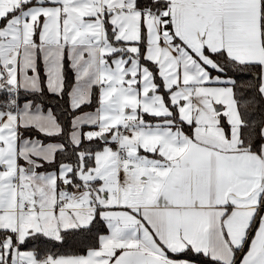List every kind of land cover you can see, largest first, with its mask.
Segmentation results:
<instances>
[{
  "label": "snow or ice",
  "instance_id": "1",
  "mask_svg": "<svg viewBox=\"0 0 264 264\" xmlns=\"http://www.w3.org/2000/svg\"><path fill=\"white\" fill-rule=\"evenodd\" d=\"M0 264H264V0H0Z\"/></svg>",
  "mask_w": 264,
  "mask_h": 264
}]
</instances>
